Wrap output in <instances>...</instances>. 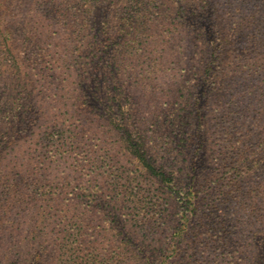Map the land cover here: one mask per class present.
Listing matches in <instances>:
<instances>
[{"label": "rangeland", "instance_id": "374dc122", "mask_svg": "<svg viewBox=\"0 0 264 264\" xmlns=\"http://www.w3.org/2000/svg\"><path fill=\"white\" fill-rule=\"evenodd\" d=\"M212 5L215 8V4ZM216 5V13L223 24L235 20L241 11L247 27L244 32H252L255 39L253 43L245 39L244 44H238L241 38L230 34L229 38L235 42L227 61L240 65L264 61V0H217ZM23 9H15L5 22V26L11 28L13 40L5 41L0 31V61L4 64L0 71V111L6 109L12 93L18 95L19 90H24L34 97L43 118L37 123L36 135L27 130L29 135L25 138L24 131L17 132L14 128L15 134L0 118V159L4 158L1 164L5 166L0 176L8 182L18 181L22 190L27 179L29 190L34 191L29 201H20L18 193L3 201L0 264H26L40 244L49 241L36 214L38 207L50 211L74 208V213L82 217L88 245L101 256L113 258L115 264L119 261L118 264L130 263L127 248L122 249L129 238L148 245L155 264H264V170L259 166L264 153L257 147L260 134H252L246 162L242 164L237 160L239 150L229 147L225 138L224 127L229 123L221 117L216 118L217 111L226 102L216 110L215 99H210L205 117L208 138L200 154L195 205H183L171 185L160 183L149 175L121 139L122 127L129 126L134 137L143 136L149 142L157 140L153 119L156 113L166 117L172 101L183 126L172 129V146L165 149L159 146L161 150L153 149L149 153L157 163H165L168 171L184 172L187 159L192 157L190 150L186 156L187 124L195 117L198 123L197 110L192 105L196 95L193 66L206 60V45L200 41H186L182 52L177 47L171 49L170 38L160 30L151 36L148 53L156 61H146V65L156 64L158 70L152 69L141 94L138 92L140 84L134 86L137 88L130 92L131 99L122 104V115L113 99H105L106 105L101 107L114 105L109 112L115 123L107 125L106 131L103 120L95 116L87 123L83 119L84 124L77 119L71 123L56 120L52 107L39 101V95L49 85L43 84L46 68L40 64L42 53L56 43H65L60 46L63 50L67 38L60 36L55 26L46 27L44 23L30 21ZM25 36L31 40L24 42ZM172 38L179 41L182 36L178 34ZM258 43L263 46H256ZM263 75L249 71L244 79L260 88L264 87ZM152 80L155 81L153 85L150 84ZM47 81H51L49 74ZM167 86L173 89L170 95L166 89L165 92L157 90ZM260 93L241 97L251 102L249 116L242 118L250 126L259 124V132L264 135L261 111L264 98L262 103L257 99ZM75 95L69 99L71 102L80 101ZM108 97L111 98L110 93ZM225 108H230L229 103ZM58 132H65L66 136ZM190 139L197 142V134ZM28 143L36 146L34 151L29 149L30 156L23 157L15 152L20 145ZM12 159L15 166H9ZM27 167L30 170L26 172ZM4 180H0L1 191L7 193L9 188ZM131 190L137 195V203L132 202ZM184 215H190V220ZM40 230L42 233H38Z\"/></svg>", "mask_w": 264, "mask_h": 264}, {"label": "trees", "instance_id": "16d2710c", "mask_svg": "<svg viewBox=\"0 0 264 264\" xmlns=\"http://www.w3.org/2000/svg\"><path fill=\"white\" fill-rule=\"evenodd\" d=\"M216 2L212 3L211 0H0V31L5 41L14 39L11 28L5 26V22L17 8H24L23 10L28 13L26 18L30 21L44 23L46 27H57L60 36L65 35L67 42L63 50L60 46L65 43H56L49 49L45 48L42 53L40 64L46 68L43 84L49 83V85L45 87L42 95H39V101L46 102L52 107L56 120L71 123L77 119L84 124V120L87 123L91 116H95L103 120L105 129L107 125L115 124L109 112L114 105L101 107L106 105L105 99H113L122 115V104L125 100L131 99L130 92H134L137 88L134 86L140 84L138 92L141 94L146 84L144 81L152 74V69L154 72L158 70L156 64L146 65V61H156L148 53L152 43L151 36L160 30L170 38L171 49L177 47L182 52L185 51L186 41L203 42L208 49V56L205 61H199L193 66L195 74L193 89L196 90V95L192 105L197 110L198 123L196 124L195 117L193 122L187 124L186 156L189 155L190 150L192 157L187 159L184 172L176 174L173 170L168 171L165 163H157L149 153L153 149H156V152L161 150L159 146L163 149L172 146V129H180L183 126V121L178 119L174 112L175 106L172 101L166 117L163 118L156 113L153 119L155 126L153 132H157V140L149 142L145 141L143 136L134 137L129 126L122 127L123 137H121L123 144L127 145L125 148L127 147L126 149L141 163L149 175L160 183L171 185L183 205H195L197 198L195 188L200 181L198 171L200 154L208 138L205 117L208 115L211 98L216 100H214L218 105L216 110L226 102L222 109L217 111L216 118L221 117V120L225 119V123H229L224 127V134L229 147L239 150L237 160L242 164L246 162L249 143L254 132L260 134L257 147L264 153V135L259 132L260 125L255 123L250 126L242 118L244 115L249 116L251 102L241 98L261 92L257 99L258 103H262L264 87L254 86L244 79V75L249 71L263 75L264 61H249L245 65L227 61L235 42L234 39L229 38L230 34L241 38L238 44H244L245 39L253 43L255 39L252 38V32H244L247 27L241 11L238 12L235 20L223 24L216 13ZM212 4H215V8ZM178 34L182 36L179 41L175 38L171 40L172 36ZM23 40L26 42L31 39L25 36ZM256 46L260 47L263 44L258 43ZM3 65V61H0V71ZM48 74L51 81H47ZM154 82L152 80L150 84L153 85ZM165 89L168 95L173 92L171 86L160 87L157 90L165 92ZM109 93L111 98L108 97ZM19 94H11L6 109L0 111V118L12 130L16 128L17 132L24 131L25 138L29 135L25 132L27 130L31 135L35 134V128L39 126L37 123L41 122L43 113L33 96L25 93L24 90H19ZM74 94H77L75 98L79 99L80 103L69 100L74 98ZM227 103L230 106L228 110L225 108ZM242 104L244 105L241 109ZM41 108L43 112L44 109L42 106ZM131 108L133 109V106ZM261 111L264 115V103L261 104ZM138 119L142 121L141 118ZM12 132L16 134L15 130ZM57 134L66 136L65 132ZM194 134L198 136L197 142L190 141L192 139L190 137ZM73 137L76 138V135ZM29 149L36 150L34 143L20 145L15 152L28 157ZM168 150L170 152V149ZM2 161L4 158L0 159V172L5 169L1 164ZM259 163L260 168L264 170V156L262 163L260 161ZM9 166H15L13 159L10 160ZM25 170L29 171L30 167ZM0 180H4V177L0 176ZM4 181L9 189L7 193L2 192L0 185V212L3 201L8 196L18 193L21 196L20 201H29L28 198L34 193L29 190L31 186L27 183V179L24 182V191L18 181L14 182L13 179L9 182ZM130 195L132 202L137 203V195L132 190ZM34 196L37 198L36 194ZM32 200L35 202L36 199ZM57 209L50 211L38 207L36 214L48 234L49 241L40 244L39 249L35 250L36 253L29 257L26 264H115L113 258L101 256L100 253L95 252L93 246L88 245L82 217L74 213L76 212L74 208ZM184 217L187 221L191 218L190 215ZM124 248H127L126 253H129V264L133 262L155 264L149 254L148 245L142 241L129 238L124 242L122 249ZM120 257H122L121 253Z\"/></svg>", "mask_w": 264, "mask_h": 264}]
</instances>
